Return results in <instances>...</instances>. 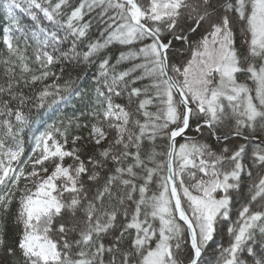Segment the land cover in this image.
Listing matches in <instances>:
<instances>
[{
	"label": "trees",
	"instance_id": "1",
	"mask_svg": "<svg viewBox=\"0 0 264 264\" xmlns=\"http://www.w3.org/2000/svg\"><path fill=\"white\" fill-rule=\"evenodd\" d=\"M253 1L182 0L169 16L153 19L151 1L136 0L142 23L164 45L171 40L169 75L191 106L186 138L175 144L174 171L201 249L197 264H264V99L258 119L249 120L227 98L229 89L220 90L218 71L205 77L212 107L193 99L184 84L200 41L216 30L234 52V83L254 95L252 71L262 67L264 53L256 55L251 44ZM7 2L21 10L7 13ZM30 2L52 20L28 9ZM131 22V8L115 0H0V264H144L159 245L166 247L161 264L192 260L166 184L169 139L182 127L185 109L166 82L152 38L138 29L130 42L113 39ZM94 101L122 110L121 133ZM34 121L48 125L62 153L58 161L73 178L68 187L56 181L59 207L45 233L57 257L48 262L23 245V201L36 175L54 163L25 160ZM93 130L102 138L93 140ZM213 182L210 197L218 203L209 213L199 201Z\"/></svg>",
	"mask_w": 264,
	"mask_h": 264
},
{
	"label": "rangeland",
	"instance_id": "2",
	"mask_svg": "<svg viewBox=\"0 0 264 264\" xmlns=\"http://www.w3.org/2000/svg\"><path fill=\"white\" fill-rule=\"evenodd\" d=\"M150 1V15L153 19L169 16L182 2V0ZM253 2L254 5L248 17V23L251 31V44L253 51L257 55L261 52L264 53V0H254ZM4 6L8 9L7 13H10L12 9L14 12L21 10L14 2H7ZM29 7L28 9L36 8L40 10V7L33 2H30ZM40 11L45 20H52V15L46 9H41ZM208 14L210 12L205 14L201 20L206 18ZM15 29H18V25H15ZM214 32L200 41V47H198L197 52L195 51L188 69L184 72V84L187 91L193 99L203 101L208 107H212V100L206 97L208 80L205 77L207 76V71H218L224 83L220 90L229 89V96L227 98L234 103L236 108L241 109L238 114L248 117L249 120L258 119L260 113H262L264 99V60L262 67L258 69L259 71H252V78L256 83V88L254 95L251 96L246 91L247 89L234 83V75L238 71V67H236L234 52L230 49L228 37L223 32ZM140 35V31L131 22L130 24H124L123 27L117 30L113 39L120 42H130ZM176 39L178 40L177 37ZM151 48L156 49V46L151 44ZM93 105L95 110H99L105 118L115 120L118 132H122L125 123V115L122 110L102 101H94ZM18 125L21 127L23 122L18 120ZM47 127L46 123L38 121H34L33 124L29 125L35 136L32 138L31 154L25 160L39 163L54 158V163L50 164L48 169L36 175V184L23 201V210L27 223V233L23 245L26 252L37 257L42 262L54 261L57 257L55 246L45 233L49 224V218L58 211L59 207V201L56 197V181L58 179L67 181L68 184L64 185V187H68L73 181L72 174L69 172L67 166L58 161L62 153L60 147L53 141L52 136L47 131ZM21 129L24 131L22 127ZM234 135L239 137L237 134ZM90 137L93 140H99L102 138V134L93 130ZM2 171H8L7 175L11 177V169L3 167ZM216 186L217 184L214 182L211 183L205 189V199L199 201L202 207L209 208V213H213L217 209L216 205L218 201L210 197L212 196V189L216 188ZM218 186L223 185L219 183ZM165 252L166 247L159 245L146 255L144 264H161Z\"/></svg>",
	"mask_w": 264,
	"mask_h": 264
},
{
	"label": "water",
	"instance_id": "3",
	"mask_svg": "<svg viewBox=\"0 0 264 264\" xmlns=\"http://www.w3.org/2000/svg\"><path fill=\"white\" fill-rule=\"evenodd\" d=\"M115 1L119 3L127 4L133 8L134 24L137 27L141 28L144 31V33L148 34L157 44L161 56V63H162L164 76L167 82L169 83L171 89L177 96L179 103L186 110L183 126L178 131L174 132L169 139V146L166 157V167H167L166 183H167L170 199L174 207L176 218L180 223H182V225L186 229L188 234V240L193 252L192 260L188 264H197L201 257V249L198 246L197 234L195 228L192 225L187 213L185 212L182 206L177 184L175 181V171H174L175 143L178 139L185 138V133L188 130L190 118H191L190 117L191 107L184 93L180 91L181 89L173 82V80L169 76V72L167 69V61H166V51L171 43V40L169 41L168 45H164L154 32H151L147 27L143 26L142 10L137 4L136 0H115ZM207 126L209 127V124H207ZM233 137L236 136L234 135Z\"/></svg>",
	"mask_w": 264,
	"mask_h": 264
},
{
	"label": "bare ground",
	"instance_id": "4",
	"mask_svg": "<svg viewBox=\"0 0 264 264\" xmlns=\"http://www.w3.org/2000/svg\"><path fill=\"white\" fill-rule=\"evenodd\" d=\"M121 4H123V3H121ZM124 5H127V4H124ZM128 7H130L131 8V15H132V23L134 24V22H133V20H134V16H133V8L131 7V6H129V5H127ZM142 10V9H141ZM142 18H143V11H142ZM143 24V23H142ZM135 25V24H134ZM143 26H145L144 24H143ZM135 27L137 28V29H139L140 31H142L143 33H144V31L141 29V28H139V27H137L136 25H135ZM145 27H147V26H145ZM148 28V27H147ZM149 29V28H148ZM150 30V29H149ZM151 31V30H150ZM152 32V31H151ZM145 35H147V36H149L148 34H146V33H144ZM150 37V36H149ZM151 38V37H150ZM156 44V43H155ZM156 46H157V44H156ZM157 48H158V46H157ZM159 50V49H158ZM160 58H161V56H160ZM161 66H162V63H161ZM167 67H168V65H167ZM168 69V68H167ZM162 71H163V68H162ZM168 72H169V70H168ZM163 75H164V73H163ZM170 76V75H169ZM165 77V76H164ZM170 78H171V76H170ZM166 79V78H165ZM172 79V78H171ZM166 82H167V80H166ZM174 82V81H173ZM167 84H168V86H169V88H170V90H171V92L174 94V96L177 98V96L175 95V93L173 92V90L171 89V87H170V85H169V83L167 82ZM181 91V90H180ZM185 95V94H184ZM177 100H178V98H177ZM179 101V100H178ZM180 104V103H179ZM181 105V104H180ZM190 105V104H189ZM182 106V105H181ZM183 107V106H182ZM191 107V106H190ZM184 108V107H183ZM185 109V108H184ZM185 114H186V110H185ZM191 116V115H190ZM184 124V123H183ZM207 124H209V123H207ZM207 124H206V126H207ZM183 126V125H182ZM208 127V126H207ZM181 128V127H180ZM180 128H178L177 130H175V131H173V133L174 132H176V131H178ZM189 128V127H188ZM209 128V127H208ZM195 129H197V128H195ZM188 131V130H187ZM172 133V134H173ZM187 133V132H186ZM186 133H185V138H186ZM213 133V132H212ZM171 134V135H172ZM214 134V133H213ZM171 137V136H170ZM236 137H238V136H236ZM240 137V136H239ZM185 138H181V139H185ZM251 140H253V141H257L258 142V139H255V138H250ZM179 140V139H178ZM176 144V143H175ZM168 146H169V144H168ZM168 151V150H167ZM166 172H167V170H166ZM167 184V183H166ZM179 192V191H178ZM180 196V195H179ZM181 199V198H180ZM182 203V202H181ZM173 205V204H172ZM183 206V205H182ZM174 208V207H173ZM184 208V207H183ZM185 210V209H184ZM175 212V211H174ZM186 212V211H185ZM189 217V216H188ZM190 219V218H189ZM191 221V220H190ZM192 223V222H191ZM182 224V223H181ZM193 225V224H192ZM186 230V229H185ZM187 232V231H186ZM188 235V234H187Z\"/></svg>",
	"mask_w": 264,
	"mask_h": 264
}]
</instances>
